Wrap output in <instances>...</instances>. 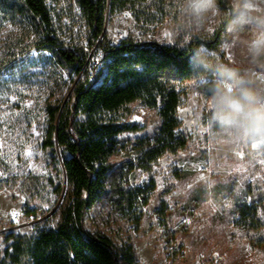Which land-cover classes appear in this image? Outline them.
I'll list each match as a JSON object with an SVG mask.
<instances>
[{
	"label": "rangeland",
	"instance_id": "rangeland-1",
	"mask_svg": "<svg viewBox=\"0 0 264 264\" xmlns=\"http://www.w3.org/2000/svg\"><path fill=\"white\" fill-rule=\"evenodd\" d=\"M227 1L232 7V0ZM45 3L58 48L83 53L88 69L100 68L78 0ZM178 8V0H129L107 12L105 37L112 44L154 42L183 48L197 39L210 41L228 16L223 12L210 21V30L188 34L177 30ZM21 9L19 0H0V264L9 235L32 236L58 221L67 191L66 155L44 145L48 112L68 105L75 85L88 79L60 63L57 50L43 43L41 30ZM245 38L237 43L226 27L215 50L218 58L253 68L243 49ZM207 84L193 78L183 83L178 119L187 146L165 154L149 171L137 167L129 147L153 137L161 120L140 103L121 114L123 123L141 131L118 137L126 149L110 159L104 193L84 223L87 231L107 236L117 247L131 245L138 264H264V148L229 149L200 134L197 124L209 116ZM151 185L145 207L122 210L123 201H133L137 189Z\"/></svg>",
	"mask_w": 264,
	"mask_h": 264
},
{
	"label": "trees",
	"instance_id": "trees-1",
	"mask_svg": "<svg viewBox=\"0 0 264 264\" xmlns=\"http://www.w3.org/2000/svg\"><path fill=\"white\" fill-rule=\"evenodd\" d=\"M128 1L78 0L90 44L101 62L100 68L88 69L86 55L58 48L45 0H19L22 14L35 21L43 43L57 50L60 63L76 74L86 73L88 79L75 85L68 105L50 107L48 112L44 145L58 147L66 155L67 191L56 215L58 221L55 227H45L32 236L9 235L1 264H138L131 245L117 247L107 236L87 231L84 223L104 193L110 159L126 149L118 137L141 131L137 125L123 123L121 114L129 105L140 103L155 110L161 120L153 137L138 139L129 147L141 170L149 171L167 153L184 150L188 139L179 133L178 109L184 95L182 85L192 78L189 58L201 44L218 49L232 7L227 0H219L228 16L210 41L197 39L183 48L154 42L112 44L104 34L106 14ZM80 116L85 120L79 122ZM153 188L137 189L133 201H123L122 210L145 207Z\"/></svg>",
	"mask_w": 264,
	"mask_h": 264
},
{
	"label": "clouds",
	"instance_id": "clouds-1",
	"mask_svg": "<svg viewBox=\"0 0 264 264\" xmlns=\"http://www.w3.org/2000/svg\"><path fill=\"white\" fill-rule=\"evenodd\" d=\"M178 5L177 30L188 34L210 30V21L223 16L219 0H178ZM227 31L237 43L246 37L243 49L253 68L225 63L204 44L192 52L190 75L208 82L204 105L209 116L197 128L216 146L264 148V72L256 70L264 68V0H232Z\"/></svg>",
	"mask_w": 264,
	"mask_h": 264
},
{
	"label": "snow or ice",
	"instance_id": "snow-or-ice-1",
	"mask_svg": "<svg viewBox=\"0 0 264 264\" xmlns=\"http://www.w3.org/2000/svg\"><path fill=\"white\" fill-rule=\"evenodd\" d=\"M16 215H17L16 213H13V217H14V218H15Z\"/></svg>",
	"mask_w": 264,
	"mask_h": 264
}]
</instances>
